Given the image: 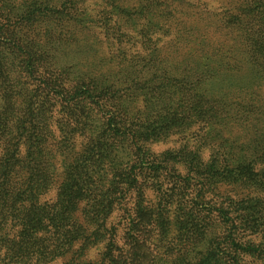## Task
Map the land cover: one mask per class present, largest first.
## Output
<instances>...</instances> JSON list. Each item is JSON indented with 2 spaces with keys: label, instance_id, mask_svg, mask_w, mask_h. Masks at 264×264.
Here are the masks:
<instances>
[{
  "label": "trees",
  "instance_id": "trees-1",
  "mask_svg": "<svg viewBox=\"0 0 264 264\" xmlns=\"http://www.w3.org/2000/svg\"><path fill=\"white\" fill-rule=\"evenodd\" d=\"M92 1L93 66L0 61V264H264V0Z\"/></svg>",
  "mask_w": 264,
  "mask_h": 264
},
{
  "label": "rangeland",
  "instance_id": "rangeland-1",
  "mask_svg": "<svg viewBox=\"0 0 264 264\" xmlns=\"http://www.w3.org/2000/svg\"><path fill=\"white\" fill-rule=\"evenodd\" d=\"M20 2L21 0H0V5L3 4L7 9L14 8L16 11L14 16L0 20V49L16 45V59L13 55L0 53V61L9 64L16 60V71L14 69L13 72L16 76V98L20 97V82L25 80L26 75L31 74L35 79L34 82L30 81L32 84L27 86L25 94L31 98L35 93L33 96L37 99L41 93L43 75L56 73L58 69L68 71L69 68L93 66L100 45L107 44L104 34L96 27L97 7L92 0H77L74 13L59 18L52 14L40 15L34 10H19ZM36 7L37 5L32 9ZM137 36L135 34L130 43L120 45H135L133 42ZM167 39L162 37L158 45H165ZM134 49L131 47L130 50ZM44 105H37L35 110L42 109ZM19 108L21 104L16 101V109ZM179 141L180 137L172 136L167 141L154 145V150L173 148Z\"/></svg>",
  "mask_w": 264,
  "mask_h": 264
}]
</instances>
